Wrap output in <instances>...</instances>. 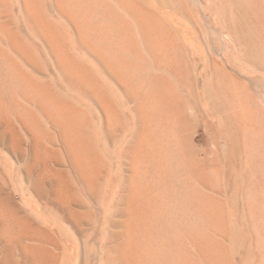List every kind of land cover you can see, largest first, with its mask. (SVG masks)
Here are the masks:
<instances>
[{"label":"rangeland","instance_id":"1","mask_svg":"<svg viewBox=\"0 0 264 264\" xmlns=\"http://www.w3.org/2000/svg\"><path fill=\"white\" fill-rule=\"evenodd\" d=\"M0 264H264V0H0Z\"/></svg>","mask_w":264,"mask_h":264}]
</instances>
